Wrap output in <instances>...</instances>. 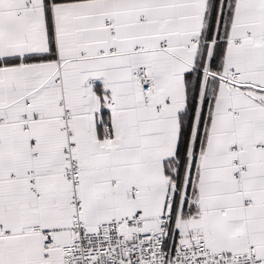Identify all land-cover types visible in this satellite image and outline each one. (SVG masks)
<instances>
[{"label":"snow or ice","instance_id":"obj_1","mask_svg":"<svg viewBox=\"0 0 264 264\" xmlns=\"http://www.w3.org/2000/svg\"><path fill=\"white\" fill-rule=\"evenodd\" d=\"M0 264H264V0H0Z\"/></svg>","mask_w":264,"mask_h":264}]
</instances>
